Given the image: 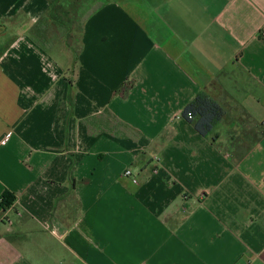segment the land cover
Returning <instances> with one entry per match:
<instances>
[{"label":"crops","instance_id":"crops-1","mask_svg":"<svg viewBox=\"0 0 264 264\" xmlns=\"http://www.w3.org/2000/svg\"><path fill=\"white\" fill-rule=\"evenodd\" d=\"M4 191L0 264H264V0H0Z\"/></svg>","mask_w":264,"mask_h":264},{"label":"trees","instance_id":"trees-1","mask_svg":"<svg viewBox=\"0 0 264 264\" xmlns=\"http://www.w3.org/2000/svg\"><path fill=\"white\" fill-rule=\"evenodd\" d=\"M61 34L67 38L70 36L68 31ZM224 115L222 106L205 90H201L181 112V117L190 122L194 130L203 137H207L212 132ZM14 200V195L9 191L0 194V206L3 209L12 205Z\"/></svg>","mask_w":264,"mask_h":264},{"label":"built area","instance_id":"built-area-1","mask_svg":"<svg viewBox=\"0 0 264 264\" xmlns=\"http://www.w3.org/2000/svg\"><path fill=\"white\" fill-rule=\"evenodd\" d=\"M123 175H124L125 177L130 178L131 181H132L133 183H137V178H136V176L133 174V171H132L131 168H126L125 171H124V173H123Z\"/></svg>","mask_w":264,"mask_h":264}]
</instances>
